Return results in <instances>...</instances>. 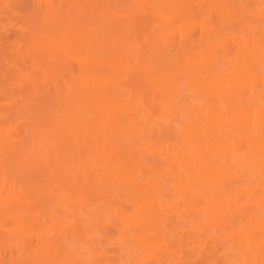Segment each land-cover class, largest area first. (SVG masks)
Listing matches in <instances>:
<instances>
[{"label":"bare ground","instance_id":"obj_1","mask_svg":"<svg viewBox=\"0 0 264 264\" xmlns=\"http://www.w3.org/2000/svg\"><path fill=\"white\" fill-rule=\"evenodd\" d=\"M0 264H264V0H0Z\"/></svg>","mask_w":264,"mask_h":264}]
</instances>
